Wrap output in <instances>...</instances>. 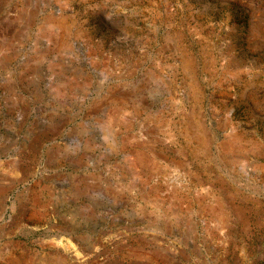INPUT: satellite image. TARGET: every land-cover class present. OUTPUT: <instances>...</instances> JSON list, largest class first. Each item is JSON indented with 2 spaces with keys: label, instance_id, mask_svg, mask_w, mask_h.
Returning a JSON list of instances; mask_svg holds the SVG:
<instances>
[{
  "label": "rangeland",
  "instance_id": "obj_1",
  "mask_svg": "<svg viewBox=\"0 0 264 264\" xmlns=\"http://www.w3.org/2000/svg\"><path fill=\"white\" fill-rule=\"evenodd\" d=\"M0 264H264V0H0Z\"/></svg>",
  "mask_w": 264,
  "mask_h": 264
},
{
  "label": "bare ground",
  "instance_id": "obj_2",
  "mask_svg": "<svg viewBox=\"0 0 264 264\" xmlns=\"http://www.w3.org/2000/svg\"><path fill=\"white\" fill-rule=\"evenodd\" d=\"M22 162V161H21ZM20 163V162H19ZM23 163V162H22ZM212 183V182H211ZM213 187V186H212ZM215 188V187H214ZM227 190V189H226ZM225 192V191H224ZM246 200V199H245ZM241 205V204H240ZM243 206V205H242ZM249 206V205H248ZM251 206V205H250ZM254 211V210H253ZM253 213V212H252ZM256 213V212H255ZM250 215V214H249ZM248 218V217H247ZM253 220V219H252ZM251 222V221H250ZM258 225V224H257Z\"/></svg>",
  "mask_w": 264,
  "mask_h": 264
}]
</instances>
